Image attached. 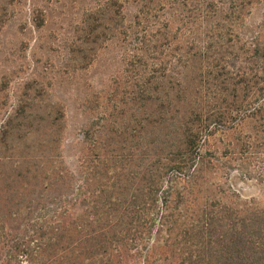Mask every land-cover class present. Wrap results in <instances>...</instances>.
Listing matches in <instances>:
<instances>
[{
    "label": "trees",
    "instance_id": "1",
    "mask_svg": "<svg viewBox=\"0 0 264 264\" xmlns=\"http://www.w3.org/2000/svg\"><path fill=\"white\" fill-rule=\"evenodd\" d=\"M126 1L88 13H117L126 47L74 161L53 122L2 113L0 264H264V13L245 30L253 0Z\"/></svg>",
    "mask_w": 264,
    "mask_h": 264
},
{
    "label": "rangeland",
    "instance_id": "2",
    "mask_svg": "<svg viewBox=\"0 0 264 264\" xmlns=\"http://www.w3.org/2000/svg\"><path fill=\"white\" fill-rule=\"evenodd\" d=\"M97 1L0 0V118L21 104L37 124L53 122L58 141L52 150L70 162L81 149L82 127L118 109L120 86L114 80L126 44L115 34L117 13L109 20L88 14ZM134 6L133 0L125 2L129 16ZM263 13L264 0H253L244 11V29ZM236 131L224 139L210 136L207 146H222ZM233 184L254 190L249 180Z\"/></svg>",
    "mask_w": 264,
    "mask_h": 264
}]
</instances>
